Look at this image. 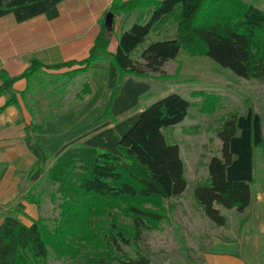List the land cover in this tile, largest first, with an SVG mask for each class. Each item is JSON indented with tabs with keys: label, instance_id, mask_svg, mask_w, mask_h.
Masks as SVG:
<instances>
[{
	"label": "trees",
	"instance_id": "1",
	"mask_svg": "<svg viewBox=\"0 0 264 264\" xmlns=\"http://www.w3.org/2000/svg\"><path fill=\"white\" fill-rule=\"evenodd\" d=\"M150 9V10H148ZM110 10L115 16L134 11H147L145 19L135 20L120 36L117 49H109L114 25L109 29L105 20L87 57L43 63L32 60L19 76H9L0 71V96H6L5 106L18 102L14 81L21 76H31L45 68L57 72L52 78L70 79L88 72L94 66L111 60L118 70L116 85L104 115H111L113 98L119 93L126 74L146 78L164 77V64L174 59L182 49L204 54L223 67L244 78L264 77V9L247 0H113ZM169 22H177L174 37L149 40L137 55L135 51L151 34L159 35ZM52 80V79H51ZM55 82V80H53ZM24 90L21 94H25ZM92 92L89 78L76 93L80 99ZM190 100L178 92H170L143 108L131 127L119 136L115 150L98 146L76 144L56 157L48 169V177L58 183L60 192V219L51 229L43 219L25 223L8 214L0 223V264H50L51 252L62 256L69 252L75 257L79 252L74 246L77 238L96 235L101 229V243L120 248L141 237L146 220L156 223L163 212L144 206H157L166 197L180 195L187 187L184 161L178 142H171L164 128L181 122L187 115ZM2 108V107H1ZM0 108V109H1ZM39 124L28 125L27 132ZM238 115H227L218 136L221 140L220 155H212L208 162V177L196 185L194 194L205 214L216 224L226 223V216L218 207L243 211L253 197L252 183L246 179H230L227 168L235 154L231 139L238 132ZM51 155L38 158L29 174L44 164ZM23 198L39 203L32 192ZM56 194H52L55 197ZM115 207L125 210L133 218L131 235L113 217L98 225L90 220L94 213H107ZM99 254H84L80 263L113 264ZM105 254V252H104ZM115 264H151L150 258L137 251L135 256L117 258Z\"/></svg>",
	"mask_w": 264,
	"mask_h": 264
},
{
	"label": "crops",
	"instance_id": "2",
	"mask_svg": "<svg viewBox=\"0 0 264 264\" xmlns=\"http://www.w3.org/2000/svg\"><path fill=\"white\" fill-rule=\"evenodd\" d=\"M112 2L0 0V71L4 69L9 76H19L35 59L43 63L84 59ZM138 11L129 13L128 18L132 19ZM133 22H126L124 29ZM119 24L120 16L116 15L111 51L117 49L123 31ZM161 38L166 37L158 35L154 40ZM63 70L45 68L29 77L17 78L13 83L18 93L15 104L5 106L6 96H0V223L12 211H18L16 216L21 219V211L33 209L23 195L24 186L34 178L36 171L32 175L29 172L38 158L57 155L72 144L115 150L119 136L143 110L137 112L142 94L148 91L150 83L146 78L126 74L119 93L113 98L111 115H104L118 77V70L110 59L88 71L92 92L82 99L70 96L64 102L62 97L52 94L47 77ZM26 89V93L21 94ZM77 91L79 89L75 93ZM31 124L40 127L30 131L29 136L26 127ZM229 166L228 177L239 178L238 170L230 172ZM247 178L244 179L249 180ZM254 201L255 210L251 208ZM218 207L226 216V223L222 225L212 222L201 205L200 210L183 213L188 214L180 218L186 236L177 243L182 244L181 250L192 253L181 254L180 264H248L232 225H228L227 210L235 208ZM238 213L246 224H256V235H264V192L258 193L254 200L252 197L246 209ZM240 237L248 242L247 238Z\"/></svg>",
	"mask_w": 264,
	"mask_h": 264
},
{
	"label": "rangeland",
	"instance_id": "3",
	"mask_svg": "<svg viewBox=\"0 0 264 264\" xmlns=\"http://www.w3.org/2000/svg\"><path fill=\"white\" fill-rule=\"evenodd\" d=\"M247 1L254 2L264 9V0ZM118 16H120L119 29L124 30L126 22L143 21L146 13L138 11L132 19L128 18V14ZM176 34L177 22H169L159 35L168 38ZM156 36L158 35L151 34L135 51V54L138 55L143 46L149 40H154ZM112 48L115 49L114 43ZM163 68L166 72L164 77L158 74L146 77L150 88L142 94L137 112L170 92H178L190 100L188 115L181 122L164 128L168 140L180 144L188 181L186 189L180 195L164 198L160 206L144 203V206L161 210L163 215L156 223L147 219V226L143 227L139 239H132L129 244L120 243V248L109 246L101 243L99 239L101 229L99 228L93 231L97 233L92 236L91 241L87 242L85 238L89 237L84 234V238H77L74 241V246L77 250L79 249L75 257L70 256L73 252L62 256L51 252L50 264H65L71 261L80 263L84 259V254L94 255L101 252H103V258L115 264L117 258L135 256L137 251L148 256L151 264H180L181 254L184 256L192 253L181 250L182 244L177 243L181 237L186 236L184 226L180 224V218L182 220L183 216L188 215L183 214L184 212L200 210L194 190L196 185L208 177L210 157L221 154V140L217 132L223 119L232 113L238 115L239 129L231 139L230 146L235 158L229 170L230 172L238 170L239 178L237 179L248 177L253 187V200L256 199L258 193L264 192V77L244 78L221 66L210 57L200 53H191L187 49H182L174 59L168 60ZM88 77L89 72L76 74L68 80L53 79L51 75L47 78L51 84L52 94L56 98L62 97L64 102H67L70 96L73 99L78 98L74 95L75 91L78 89L80 91L83 82ZM62 152L47 158L43 170L40 171L38 168L32 181L24 186V194L33 189L32 192L38 198L39 203L30 202L33 209L27 208V211L19 213L23 221L30 223L34 219H43L51 229L57 225L61 212L60 192L57 191L58 183L48 177V169ZM53 193L56 194L55 197H52ZM251 208L255 210V201ZM227 211L229 212L228 225H232L234 237H237L238 245L241 246V251L245 254L248 264H264V235L262 233L256 235V224H246L245 220L241 219L238 210L229 209ZM17 213L18 211H12L14 216ZM112 217L130 236L133 218L121 208L115 207L106 214L94 213L88 222L95 220L98 221V225H101V222H107ZM247 231L249 234L246 235ZM240 236L247 238L248 242L246 239L242 241Z\"/></svg>",
	"mask_w": 264,
	"mask_h": 264
},
{
	"label": "water",
	"instance_id": "4",
	"mask_svg": "<svg viewBox=\"0 0 264 264\" xmlns=\"http://www.w3.org/2000/svg\"><path fill=\"white\" fill-rule=\"evenodd\" d=\"M113 17L114 13L112 10H107L106 15H105V24L109 29H112L113 26Z\"/></svg>",
	"mask_w": 264,
	"mask_h": 264
}]
</instances>
